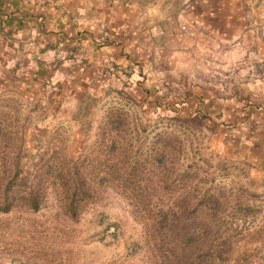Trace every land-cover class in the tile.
Instances as JSON below:
<instances>
[{"label": "rangeland", "instance_id": "rangeland-1", "mask_svg": "<svg viewBox=\"0 0 264 264\" xmlns=\"http://www.w3.org/2000/svg\"><path fill=\"white\" fill-rule=\"evenodd\" d=\"M15 8L0 264H264V0Z\"/></svg>", "mask_w": 264, "mask_h": 264}, {"label": "trees", "instance_id": "trees-1", "mask_svg": "<svg viewBox=\"0 0 264 264\" xmlns=\"http://www.w3.org/2000/svg\"><path fill=\"white\" fill-rule=\"evenodd\" d=\"M32 18V16H31ZM25 16L22 14L21 11H19L18 9L15 8V10H11L10 12L8 11L7 13L2 12L0 9V32L1 31H8L9 28L14 27L16 28L17 25H22L25 22ZM49 35H51L52 32H48ZM2 37V35H1ZM2 38H0V45H2ZM4 47L0 46V49L3 50ZM8 50H4V52L0 53V66L2 64H7V57L6 56V52ZM84 59H86L85 56H83ZM10 183L7 184L5 190L7 189ZM28 196L27 199L30 201L31 205L34 207H37L38 205V197H37V193L34 190H29L28 192ZM8 196L5 195L3 200L0 202V206H6L8 204ZM68 207L70 209H72L71 207L75 208V205L73 204V201H69L68 202ZM77 206V204H76Z\"/></svg>", "mask_w": 264, "mask_h": 264}, {"label": "crops", "instance_id": "crops-1", "mask_svg": "<svg viewBox=\"0 0 264 264\" xmlns=\"http://www.w3.org/2000/svg\"><path fill=\"white\" fill-rule=\"evenodd\" d=\"M90 27H91V25L89 24V27L87 28L88 31H93L92 29H90ZM90 35H92V34H90V32H89V36H90ZM88 40L90 41V38H89ZM84 56L88 59V62H90V60L94 57L92 54H90L89 51H86L85 54H84ZM23 82L27 83L26 80L23 81ZM22 84H23V83H22Z\"/></svg>", "mask_w": 264, "mask_h": 264}]
</instances>
